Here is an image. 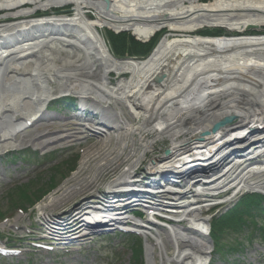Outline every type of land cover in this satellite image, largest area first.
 Instances as JSON below:
<instances>
[{
    "label": "bare ground",
    "instance_id": "obj_1",
    "mask_svg": "<svg viewBox=\"0 0 264 264\" xmlns=\"http://www.w3.org/2000/svg\"><path fill=\"white\" fill-rule=\"evenodd\" d=\"M65 4L72 5L71 13L51 11L30 18L39 9ZM0 11V17H15L0 21V151L14 149L24 139L38 140L42 150L66 139L63 135L58 140L61 135L49 132L38 131L29 138L24 133L28 127L46 122L45 103L69 92L80 101L77 114L86 111L83 106L89 102L101 110L100 123H87L94 126L95 133L116 136L125 144L127 133L108 120L115 116L128 122L136 134L149 135L147 148L134 149V159L131 154L133 160L113 180L125 177L144 158L149 164L166 167L210 157L228 140L256 129L254 138L245 143L247 152L223 166V172L214 178L218 182L209 187L201 182L196 191L186 188L182 194L202 195L218 188L230 195L245 189L264 192V34L213 37L194 32L203 25L228 29H242L248 23L264 25V0H0ZM104 27L112 29L126 46L146 40L163 27L191 32L170 37L167 30L146 57L118 58L101 33ZM111 73L118 77L115 83ZM121 105L135 122L128 121ZM224 117L229 120L211 130ZM156 138L163 142L152 149L154 157L146 155ZM107 156L115 161L112 151ZM64 187V197L80 188L76 183ZM165 192L172 189L167 187ZM58 198L50 194L39 203L40 209ZM200 206L180 211L176 220L185 216L188 221L170 225L168 241L160 232L139 229L149 239L145 264H157L156 249L160 264L208 263L209 246L203 237L207 229L197 220L204 207ZM116 209L87 204L75 219L84 225L86 221L103 222L114 214L108 211ZM63 219L58 224L60 231L76 224ZM77 228L68 240L77 241L84 235L85 229Z\"/></svg>",
    "mask_w": 264,
    "mask_h": 264
},
{
    "label": "rangeland",
    "instance_id": "obj_2",
    "mask_svg": "<svg viewBox=\"0 0 264 264\" xmlns=\"http://www.w3.org/2000/svg\"><path fill=\"white\" fill-rule=\"evenodd\" d=\"M206 1L208 0H204V2ZM71 6V4H65L60 7H53L52 10L39 9L31 13L30 18L47 15L51 11L69 14L71 13ZM88 14L90 17H94L93 13L90 12ZM14 18L0 17V21ZM263 26L261 25V27ZM203 27H206V25L199 26L194 30ZM163 28L168 30L166 27ZM162 30L160 32L158 31L159 36L157 37V41L164 35ZM231 30L236 31V29ZM109 32L111 34L114 33L110 28H101V33L108 47H110L108 42L110 41ZM167 32L170 33L168 36L172 37L182 33L187 34L191 31L168 30ZM116 56L119 57L120 54ZM122 76L126 77L128 74L126 73ZM110 77L113 83L118 79L115 73H111ZM71 97L74 100H71L69 97L68 102L63 100L62 105L57 104L54 100L49 102L47 110L45 111L49 115L46 122L41 121L43 123L32 125L24 133L29 138L31 136L34 137V134L38 131L49 132L53 136L61 135L58 140L62 139L64 137L63 135H66L67 140H60L58 144H52L49 147L47 146V149L42 150L38 140L32 141L31 143L27 139H24L20 146L15 147L17 149H13L12 151L10 148H6L0 151V243H2V248L5 249V251L0 250V255L4 256H0V264H134L139 249H141L144 264L145 256L144 251H142L143 248H141V237L139 235L128 232L122 234L120 230L116 229L115 232L85 233L80 239L73 241L66 238L70 234L73 235V231L67 229L60 231L58 228V224L62 221L61 219H71V214H74L73 212L76 210L74 204L82 201L81 198H85L87 192L91 191V194H94L99 189V185L117 173L116 168L120 166L117 165L118 159L115 158V162L112 163V156H107V153L111 152L112 149L110 144H105L103 138L93 137V131L79 124L86 120L81 119L84 115L94 116V113L91 111L95 109V106L89 102L85 106L86 111L82 112L81 115L77 114L79 112L80 101L77 97ZM111 107L116 109L117 105L112 104ZM121 107L128 121L135 122L136 120L134 121L129 115L128 109L122 105ZM74 114L78 118L74 117ZM71 122L79 123L73 124ZM20 136L21 134L18 133L17 137L19 138ZM22 146L23 150L21 149ZM76 154L78 157L74 167L75 169L68 170L67 163L64 161L72 158ZM56 164L65 167L64 171H66V174L63 178L61 177L62 174H56L53 171L54 168L52 167ZM54 173L58 184L34 205H28L22 210L14 209L10 205L13 196L11 194H14L13 189L16 190L18 185H22V183H26L32 179L36 182H45ZM74 183L79 185V190L72 193V196H61L62 187L71 186ZM50 194L54 197L58 196V200L50 205L42 206L40 209L39 203L41 205L45 202ZM234 204L235 202L226 210ZM71 228V226H68V229ZM250 230L253 232V238L247 241L244 238V234ZM243 231L244 233L238 238V240L243 242L239 252L233 255L230 254L226 261H221L216 258L212 259V256H210L211 263L264 264L263 235L258 230L246 226L243 227ZM236 236L237 232L230 234L232 238ZM118 238L122 241L119 242ZM32 241H38L44 247L36 244L33 245ZM8 244L12 247H9ZM45 247L51 250L47 251ZM168 247V252L171 253L172 248L170 245ZM10 250H14V253ZM237 255L240 256L239 260H237ZM155 261L157 264H160L157 249L155 252Z\"/></svg>",
    "mask_w": 264,
    "mask_h": 264
},
{
    "label": "water",
    "instance_id": "obj_3",
    "mask_svg": "<svg viewBox=\"0 0 264 264\" xmlns=\"http://www.w3.org/2000/svg\"><path fill=\"white\" fill-rule=\"evenodd\" d=\"M105 2L108 3V0H105ZM258 27L257 24L248 23L241 30L248 31L257 29ZM228 120L229 117H224L214 122L211 130H216ZM257 132L258 131L255 129L246 136L236 137L230 141L228 140L218 151L211 153V155H209L210 157L207 156L203 159L194 160L190 164H166V167H160V165L156 163L149 164L145 162L144 158L142 162L138 161L136 168L125 177L113 180L119 175L121 171L119 170L114 176L105 180L101 185L98 184L99 189L94 193L95 195L87 194L85 198L94 195L96 199L101 201L108 199L119 201L136 200L140 204L147 197L154 196L159 208L169 206L179 207L182 205L183 201L178 199L183 195L181 192L185 191L186 188L190 189L188 185H199L198 183L201 182L211 183L215 181L214 178L217 177L219 173L223 172L221 169L227 162L229 163L234 158L241 157L247 152L248 148L245 143L253 139L254 136H251ZM165 152L167 153V150H165ZM150 155L154 157L153 154ZM160 159L161 158H159L158 161ZM167 187L172 189L171 193L165 192V188ZM261 192L264 193L263 191ZM164 194H172L173 196L171 199H161L160 197ZM172 199L173 201L177 200L178 204L174 203ZM159 201H162V204H159Z\"/></svg>",
    "mask_w": 264,
    "mask_h": 264
},
{
    "label": "trees",
    "instance_id": "obj_4",
    "mask_svg": "<svg viewBox=\"0 0 264 264\" xmlns=\"http://www.w3.org/2000/svg\"><path fill=\"white\" fill-rule=\"evenodd\" d=\"M164 31L165 30H162V33ZM159 32L147 42H140L136 40L129 46L125 45V41L119 40L114 33L111 34V32H109V43L111 45L112 52L115 55L120 54L119 57L134 56L144 58L150 53L156 44ZM249 32L254 33V31ZM196 33L212 36L237 34V32H231L221 27H204L197 30ZM62 102L63 100H60L59 104H62ZM65 102H68V100L65 99ZM77 157L78 155L76 154L72 158L64 161L67 163L68 170H72L75 167ZM52 168H54L53 171L56 174H62V178L65 176V167L62 165L56 164ZM55 173L48 181L45 182H36L32 179L26 183H22V185H18L16 190L13 189L14 194H11V196H13L10 205L14 209L21 210L25 209L28 205H34L58 184V181L55 179ZM245 226L258 230L261 235L264 234V194L259 192H246L238 198L236 203L231 208L212 219L210 236L214 243V258L225 261L230 254L233 255L239 252V249L242 248L243 242L238 240V238H240L241 234L244 233L243 227ZM232 232H237V236L233 238L230 237ZM252 233V230L245 233L244 238L247 241L252 240ZM141 253V249H139V252L135 257L134 264H143Z\"/></svg>",
    "mask_w": 264,
    "mask_h": 264
},
{
    "label": "built area",
    "instance_id": "obj_5",
    "mask_svg": "<svg viewBox=\"0 0 264 264\" xmlns=\"http://www.w3.org/2000/svg\"><path fill=\"white\" fill-rule=\"evenodd\" d=\"M148 135L147 133H143V131L141 132V135L138 134L137 136V142L139 144V146H142L144 145V143L146 142V140L148 139ZM149 141V140H148ZM158 142H163V139L162 138H156L155 140H153V146L151 147L152 149H156L158 147V145H156ZM218 192H216L215 190H210L207 195H204L203 197V200L205 202L201 203V206H204L202 207L203 209L201 211H198L200 213V215L198 216V219L200 220H203L204 218H209L210 215L209 214H205V211H207L209 208H211L212 206L214 205H220L222 203H224V198H219L218 195H216ZM216 195V196H215ZM197 205V204H196ZM195 205H193V208L191 209H194ZM200 206V207H201ZM190 208V207H189ZM188 208V209H189ZM181 210H186V209H181ZM181 210H178V209H174L173 211L171 212H174L173 215L175 217H177L178 215H181L182 213H180ZM149 212H153V211H149ZM204 213V214H203ZM150 214V213H149ZM154 214V213H152ZM205 220V219H204ZM202 222V221H201Z\"/></svg>",
    "mask_w": 264,
    "mask_h": 264
}]
</instances>
